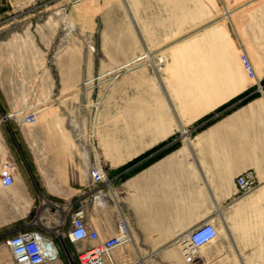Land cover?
<instances>
[{"label":"rangeland","instance_id":"rangeland-1","mask_svg":"<svg viewBox=\"0 0 264 264\" xmlns=\"http://www.w3.org/2000/svg\"><path fill=\"white\" fill-rule=\"evenodd\" d=\"M26 29L25 36L36 39L34 46L0 44V67L6 69L2 76L12 63L38 61V68L55 80L51 99L43 103L51 107L38 114L35 124H27L23 135L15 118L5 117L0 89V166L10 157L21 160L24 151L17 149L15 139L40 164L42 145L53 144L46 138L60 132L42 128L53 121L63 123L67 130L61 138L74 147L73 124L83 135L94 127L99 154L111 138L117 139L115 145L130 146L160 140L142 156L170 142L164 150H172V132L196 145L198 132L239 110L247 115L249 108L253 114L257 108L258 120L264 121V0H0V41ZM108 49L121 56L123 65H100ZM65 63L74 74L67 87L62 80ZM192 76L205 80L189 81ZM45 94L41 89L40 96ZM180 124L187 126L178 131ZM213 148L229 158L236 150L247 157L251 147ZM257 148L264 159V147ZM33 165V179L26 184L23 166L15 185L0 184V264H12L6 246L12 234L48 225L41 206L44 180ZM251 170L255 187L250 192L260 185ZM164 179L160 176L157 184ZM20 182L22 187L16 188ZM59 218L61 231L52 232L59 254L46 264H80L65 236L69 218L66 213ZM244 260L264 264V258ZM230 262L241 264L237 257Z\"/></svg>","mask_w":264,"mask_h":264},{"label":"crops","instance_id":"crops-1","mask_svg":"<svg viewBox=\"0 0 264 264\" xmlns=\"http://www.w3.org/2000/svg\"><path fill=\"white\" fill-rule=\"evenodd\" d=\"M27 30L12 32V36L0 41V44L4 48L20 47L24 43L34 46L36 39L25 36ZM121 59L108 49L100 65H123ZM37 64L38 61L32 59L20 60L6 66L9 74L5 76L2 75L6 69L0 67V89L6 115L23 107L39 106L51 99L49 89L54 79ZM188 80L205 79L192 76ZM41 89L48 93L46 97L40 96ZM48 105L43 104L40 112L51 107ZM256 110L253 114L249 108L247 115L246 111L239 110L227 119L211 123L198 132L196 145L185 142L181 132L175 136L172 132V150H164L171 145L170 142L145 156L142 155L155 148L160 140L130 146L115 145L112 142L117 139L111 138L106 140L105 150L100 149L99 154V143L93 133L95 128H88V134L83 135L77 124L71 128L76 147L68 139L61 138L64 135L62 131L67 130L63 123L53 121L44 124L43 129L60 132L51 140L46 138L53 144L42 145L40 164L34 155L32 158L27 155L21 140L15 139L17 149L24 151L21 160L13 157L16 177L22 174L23 166L28 175L22 174L24 183H27V178L33 179L34 162L44 180L41 187L45 197L41 206L45 209L48 225L44 229L31 225L27 229L39 230L54 239L52 232L61 231L60 215L66 213L69 218L68 230L70 216L84 204L85 220L102 237L116 232L120 218L128 221L132 240L115 252L116 264H191L185 260L181 242L196 225L215 218L218 237L215 243L200 249V264H230L234 257L241 264H248L244 259L264 258V159L261 158L262 150L257 148L264 147V121L258 120ZM15 120L24 135L27 123ZM186 126L180 124L177 130L181 131ZM226 145L251 148L247 157L242 155L241 150H236L229 158L224 156L223 151L212 149L213 146ZM70 147L71 151L68 150ZM219 153L223 155L218 156ZM99 159L103 161L109 178L101 183L95 182L90 174L91 167ZM251 169L255 171L260 185L248 194L237 196L236 177ZM160 176L165 177L163 184H157ZM21 187L22 182L16 188ZM88 244L80 242L74 245L75 254L77 248Z\"/></svg>","mask_w":264,"mask_h":264},{"label":"built area","instance_id":"built-area-1","mask_svg":"<svg viewBox=\"0 0 264 264\" xmlns=\"http://www.w3.org/2000/svg\"><path fill=\"white\" fill-rule=\"evenodd\" d=\"M28 42V41H27ZM25 46L30 44L25 43ZM30 47V46H29ZM40 107L32 105L19 109L8 115L22 123L35 124L38 120ZM94 137V135H92ZM95 182L109 180L106 168L101 159L97 160L90 169ZM16 181V163L13 157L3 161L0 166V184L10 187ZM236 184L241 195L249 193L255 186V174L246 170L236 177ZM84 204L70 216V225L65 236L74 244L88 242L85 247L77 248L76 256L80 264H116L115 252L125 243L132 240V233L128 221L123 217L118 220L116 232L109 237H102L96 228L90 226L83 215ZM218 237V227L214 219L196 225L181 242V250L185 260L191 264H199V251L202 247L213 244ZM52 237L35 229H21L6 240L12 264H46L55 256L47 247L54 244ZM56 244V243H55Z\"/></svg>","mask_w":264,"mask_h":264},{"label":"bare ground","instance_id":"bare-ground-1","mask_svg":"<svg viewBox=\"0 0 264 264\" xmlns=\"http://www.w3.org/2000/svg\"><path fill=\"white\" fill-rule=\"evenodd\" d=\"M62 59H61V61H62ZM65 64H67V63H65ZM62 65H63V63H62ZM70 67H71V65H70ZM70 67H69L68 64L66 66H62L63 81H64L66 87L69 86V84L74 79V74L72 72H70V70H69ZM66 87H65V89H66ZM5 117L8 118V115H6ZM6 188H8V187H6ZM47 249H48V251H50V253H53L54 256H56L58 251H59V248H58V246L55 243L54 244H50V247H47Z\"/></svg>","mask_w":264,"mask_h":264}]
</instances>
